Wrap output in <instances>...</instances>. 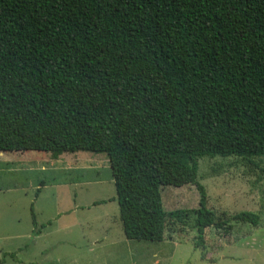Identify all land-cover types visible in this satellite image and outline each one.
I'll return each instance as SVG.
<instances>
[{
    "label": "trees",
    "instance_id": "1",
    "mask_svg": "<svg viewBox=\"0 0 264 264\" xmlns=\"http://www.w3.org/2000/svg\"><path fill=\"white\" fill-rule=\"evenodd\" d=\"M29 150L106 154L129 240L162 242V188L195 184L204 247L232 225L199 159L264 156V0H0V152Z\"/></svg>",
    "mask_w": 264,
    "mask_h": 264
},
{
    "label": "rangeland",
    "instance_id": "2",
    "mask_svg": "<svg viewBox=\"0 0 264 264\" xmlns=\"http://www.w3.org/2000/svg\"><path fill=\"white\" fill-rule=\"evenodd\" d=\"M108 160L88 151L58 158L38 150L0 152V258L16 253L4 264H264V156L199 159L208 208L216 221L232 225L206 228L204 247L196 246L195 184L162 188V242L127 239ZM31 205L45 225L37 234ZM241 211L257 213L258 225L234 220Z\"/></svg>",
    "mask_w": 264,
    "mask_h": 264
},
{
    "label": "crops",
    "instance_id": "3",
    "mask_svg": "<svg viewBox=\"0 0 264 264\" xmlns=\"http://www.w3.org/2000/svg\"><path fill=\"white\" fill-rule=\"evenodd\" d=\"M108 163L110 164L109 160H108ZM5 262H6V261H5ZM5 262H4V263H5ZM4 263H2V264H4Z\"/></svg>",
    "mask_w": 264,
    "mask_h": 264
}]
</instances>
